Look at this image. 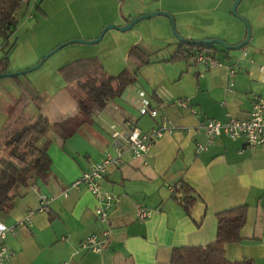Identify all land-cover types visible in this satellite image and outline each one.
<instances>
[{
  "label": "crops",
  "instance_id": "0c3cea01",
  "mask_svg": "<svg viewBox=\"0 0 264 264\" xmlns=\"http://www.w3.org/2000/svg\"><path fill=\"white\" fill-rule=\"evenodd\" d=\"M182 2L178 4L186 9ZM183 8L166 10L183 16L188 11ZM254 8L258 9L259 37L264 34V0ZM111 19L106 13L103 25ZM240 41L237 38L231 44ZM262 41L254 52L247 46L215 48V53L207 54H213L221 64L207 69L196 63V56L191 61L148 58L138 69L136 81L90 120H80L65 141L50 132L49 179L28 188L15 186L11 191L12 208L0 212V222L9 228L6 245L12 252L0 264H170L173 247L212 242L217 228L215 214L239 205L247 206L241 240L227 243L225 256L232 261L264 264V145L244 148L242 139L223 135L206 150L196 152V145L205 141L199 120L224 119L228 112L246 118L252 95L264 98V76L259 69L264 64ZM229 69L235 71L232 76ZM15 81L20 89L21 82ZM134 89L145 90L151 105L159 107L175 130L155 138L142 156L133 157L124 151L118 163L110 161L106 165L101 187L115 196L107 224L110 238L102 251H85L80 248L81 241L105 226L95 219L98 201L87 187L68 186L106 153L113 154L111 124L122 130L133 121L145 131L159 123L158 118L138 113L131 101ZM179 101H186L197 113L181 109ZM62 114L71 116L75 111ZM178 183L188 185L197 195L190 214L169 190ZM43 194L51 200L47 211L40 212L37 208ZM137 206L150 211L149 215L138 219ZM26 216L28 220H24ZM21 221L23 224H19Z\"/></svg>",
  "mask_w": 264,
  "mask_h": 264
},
{
  "label": "rangeland",
  "instance_id": "374dc122",
  "mask_svg": "<svg viewBox=\"0 0 264 264\" xmlns=\"http://www.w3.org/2000/svg\"><path fill=\"white\" fill-rule=\"evenodd\" d=\"M234 1L183 0L182 5L188 11L192 10L185 11L183 17L166 10L183 8L178 4L179 0H29L28 4L22 3L15 12L17 27L10 35L7 46L0 47V57L7 54L9 58L7 72L27 70L44 60L48 53L53 50L54 52L36 69L18 76L1 78L0 83L17 97L21 89L16 84V78L23 86L35 91L45 100L42 107L30 103L26 109V115L30 119L40 113L46 114L51 121L70 118V115H63L62 109L56 104V93L68 83L73 84L83 75L96 70H101L107 76H114L123 68L130 69L132 66L126 56L132 45L142 47L150 60H166L175 52L179 42L178 36L187 39L183 34L197 36V40L210 36L222 39L228 44L235 42L237 38L242 41L247 31L242 20L244 18L251 28V38L246 46L253 52L257 51V45H260L258 43L264 38V34L259 37L256 35L259 17L258 9L254 6L260 0H241L236 7V15L231 12ZM157 10L172 15L174 29L168 17L154 15L141 19L125 31L110 28L97 42L69 43L74 39H97L102 29L109 24L103 25L106 13L112 17L110 24L124 26L126 21ZM29 14L31 18L28 17ZM213 45L218 49L223 47L220 44ZM203 52L207 54L211 50L204 48ZM219 54L216 56L220 57ZM191 59L192 57H189L187 61ZM10 109V102L0 92V131L6 120V112ZM79 122L78 114L68 120L71 128L76 127ZM132 122L131 124L137 127L136 123ZM11 159L21 165L16 157Z\"/></svg>",
  "mask_w": 264,
  "mask_h": 264
},
{
  "label": "trees",
  "instance_id": "16d2710c",
  "mask_svg": "<svg viewBox=\"0 0 264 264\" xmlns=\"http://www.w3.org/2000/svg\"><path fill=\"white\" fill-rule=\"evenodd\" d=\"M22 3L28 4L29 0H0V47L7 46L10 35L16 29L18 21L15 12ZM204 48L216 52L213 44L178 42L175 52L166 61L194 57L198 52L204 51ZM147 54L142 47L132 45L126 56L132 66L130 69L123 68L114 76H107L101 70L87 73L75 83H68L58 91L54 97L56 104L63 112L75 111L70 118L78 114L80 120H90L93 114L102 111L109 101L120 97L124 89L136 81L138 69L148 62ZM8 64L7 54L0 57V73L7 72ZM20 89V95L14 97L0 83V92L11 105L0 131V212H8L12 208L11 191L15 186L28 188L34 186L37 181L45 183L49 179L51 159L48 148L52 143L49 136L51 130L60 141H65L75 129L69 127L70 118L51 121L46 114L40 113L30 119L26 115L30 103L42 107L45 100L21 83ZM11 157H16L21 165L14 162ZM176 185H179V188L172 192V197L187 214H190L197 195L184 183ZM246 215V205L218 211L215 214L217 220L215 239L205 246L173 247L170 264H252L249 260L232 261L225 256V245L241 240L240 232Z\"/></svg>",
  "mask_w": 264,
  "mask_h": 264
},
{
  "label": "built area",
  "instance_id": "2783aa9c",
  "mask_svg": "<svg viewBox=\"0 0 264 264\" xmlns=\"http://www.w3.org/2000/svg\"><path fill=\"white\" fill-rule=\"evenodd\" d=\"M28 17H32L31 14ZM196 63L204 66L205 69L220 65V61L215 57L198 52L195 57ZM260 72L264 76V64L259 67ZM229 75L234 74V69H229ZM131 87V86H130ZM128 87V91L130 89ZM132 89V87H131ZM130 92V91H129ZM134 97L132 103L136 106L138 113L150 118H158L159 123L153 125L145 131H142L134 124H128L125 129L119 130L116 124L109 126V132L112 139L113 154L106 153L98 162L85 170L78 179L69 183L70 188H78L84 184L87 189L97 198V206L94 208L95 219L98 223L104 225L97 234L87 236L80 243V248L85 251L100 252L107 247L110 238V229L108 227L109 210L115 199V196L109 192L102 190L101 180L105 174L106 165L110 162L118 163L124 151H129L133 157L142 156L153 143L155 138L161 137L165 133H172L175 127L171 124L165 114H161L159 107H154L150 103L145 90L134 89ZM178 105L181 109L187 110L190 114H196L195 107L190 106L186 101H179ZM198 126L202 129L205 136L204 143L196 145V152L206 150L218 137L227 136L231 139H242L244 148H254L264 145V98L258 95H252L250 99V111L248 117L238 118L231 113H226L224 119L204 118L199 120ZM179 185L169 186V190L173 192ZM64 196H68L67 192H63ZM51 197L40 195L38 211H47ZM150 211L137 206L136 216L138 219H144L149 215ZM24 220H28V217ZM23 224V221L19 222ZM9 228L0 222V262L11 257L12 252L6 245V235Z\"/></svg>",
  "mask_w": 264,
  "mask_h": 264
},
{
  "label": "water",
  "instance_id": "95a60500",
  "mask_svg": "<svg viewBox=\"0 0 264 264\" xmlns=\"http://www.w3.org/2000/svg\"><path fill=\"white\" fill-rule=\"evenodd\" d=\"M241 0H235L232 7H231V12L232 14L236 15V7L237 5L239 4ZM154 15H164L166 17H168L170 19V22H171V25H172V28L174 29V21H173V17L171 14L165 12V11H161V10H157V11H154V12H151V13H148V14H144V15H140L139 17H136L134 18L132 21H128L124 26H116L114 24H107L101 31L99 37L95 40H92V41H84L82 39H74V40H71L69 41L70 42H84V43H92V42H97L98 40H100L103 36V34L110 28H114V29H117L119 31H125V30H128L130 28H132V26L134 24H136L138 21H140L141 19H144V18H149L151 16H154ZM242 20L244 21V23L246 24V28H247V31H246V37L245 39H243L241 42L237 43V44H228L226 43L224 40L222 39H219V38H208V39H201V40H189V39H183L182 37L178 36V40L179 42H183V43H191V44H204V45H208V44H220L222 45L225 49H240L244 46H246L248 44V42L250 41V38H251V28H250V25L248 23V21L244 18H242ZM54 52L51 51L50 53H48L44 60L49 56L51 55L52 53ZM42 60L41 62H39L37 65L27 69V70H24V71H18V72H12V73H9V72H4V73H0V79L1 78H4V77H13V76H18V75H21V74H25L26 72H29L31 70H34L36 69L39 65L42 64V62L44 61Z\"/></svg>",
  "mask_w": 264,
  "mask_h": 264
}]
</instances>
